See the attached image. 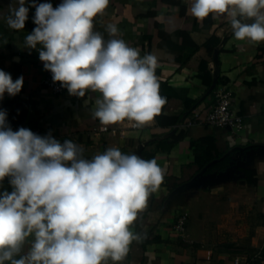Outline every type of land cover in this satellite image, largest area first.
Segmentation results:
<instances>
[{"label": "crops", "instance_id": "obj_1", "mask_svg": "<svg viewBox=\"0 0 264 264\" xmlns=\"http://www.w3.org/2000/svg\"><path fill=\"white\" fill-rule=\"evenodd\" d=\"M32 2L26 0L29 11L23 30L11 29L0 18V70L14 81L23 76L21 91L15 96L5 93L0 100L12 130L21 127L25 112V128L60 143L72 140L82 148L83 158L116 147L125 154L156 159L166 169L158 191L149 195L130 225L138 239L121 261L109 258L107 264H239V256L227 246L244 238L255 246L264 238V41L237 40L226 16L214 19L210 14L197 20L190 12L193 0H109L103 14L94 18L93 30L106 40H124L140 56L153 55L159 94L166 103L143 126L131 128L135 122L127 119L105 126L92 115L99 92L88 90L78 97L66 89L54 95L43 85L52 73L39 59L42 45L28 49L24 44L37 27ZM12 3L0 0L2 16L8 15ZM35 3L56 8L62 0ZM110 24L118 29L115 36L105 30ZM222 87L232 93V108L243 118L242 131L176 128L194 109L205 114ZM100 126L109 132L94 133ZM195 178L197 185L188 187ZM9 180L0 181V194L13 191ZM183 212L188 221L184 232L177 234L172 227ZM251 227L255 234L247 237L245 231ZM31 240L26 241L24 254Z\"/></svg>", "mask_w": 264, "mask_h": 264}, {"label": "clouds", "instance_id": "obj_2", "mask_svg": "<svg viewBox=\"0 0 264 264\" xmlns=\"http://www.w3.org/2000/svg\"><path fill=\"white\" fill-rule=\"evenodd\" d=\"M26 0H14L2 16L13 30L28 19ZM18 5V7H17ZM109 0H62L36 4L37 27L25 47L39 50L44 69L70 95L99 92L92 115L102 125L124 120L136 127L151 122L166 103L155 76L156 58L140 56L122 39H105L94 31V18ZM191 15L229 18L237 40L264 41V0H193ZM247 20H252L247 23ZM115 36L118 29L107 25ZM23 76L15 81L0 70V100L17 95ZM166 169L116 147L91 159L72 140L60 143L20 127L13 131L0 109V181L10 177V193L0 194V264H107L121 261L138 239L130 225L150 194L158 191ZM32 237L26 254L23 247ZM18 257V258H17Z\"/></svg>", "mask_w": 264, "mask_h": 264}, {"label": "built area", "instance_id": "obj_3", "mask_svg": "<svg viewBox=\"0 0 264 264\" xmlns=\"http://www.w3.org/2000/svg\"><path fill=\"white\" fill-rule=\"evenodd\" d=\"M43 85L54 95H60L66 91L67 88L62 87L60 82H53L52 76L46 77L43 80ZM215 102L209 110L202 114L197 109H194L190 114L179 124L177 129L189 130L196 126H209L215 128L229 129L231 133L237 134L243 129V118L238 115L232 108V93L226 87L219 88L215 94ZM131 128H137L135 124ZM33 133L44 136L39 130H33ZM94 133H108L107 127L100 126L93 129ZM115 134L116 131H111ZM188 221V214L181 213L174 223L172 229L177 234H182L185 230ZM6 264V262H5Z\"/></svg>", "mask_w": 264, "mask_h": 264}, {"label": "rangeland", "instance_id": "obj_4", "mask_svg": "<svg viewBox=\"0 0 264 264\" xmlns=\"http://www.w3.org/2000/svg\"><path fill=\"white\" fill-rule=\"evenodd\" d=\"M254 235V227H251V230L245 231V234L247 237H249V234ZM263 237V236H262ZM256 245L253 246L251 244L250 238H244V240L237 241L236 243H232L228 245L227 247L235 254L236 256H239L240 262L239 264H249V263H256L260 261L259 254L252 250L254 249H261L264 246V238H261L259 241H256ZM260 264H264V260H261Z\"/></svg>", "mask_w": 264, "mask_h": 264}, {"label": "trees", "instance_id": "obj_5", "mask_svg": "<svg viewBox=\"0 0 264 264\" xmlns=\"http://www.w3.org/2000/svg\"><path fill=\"white\" fill-rule=\"evenodd\" d=\"M204 83H205L206 85H209V86H210V84H211L210 80H209V81L206 80V81H204ZM180 138H181V136L177 137V138L172 142V144L176 143ZM244 172H246L247 174H249L251 178L253 177V175H252L251 172H247L246 170H245ZM251 178H250L251 183H252V184L256 183V179H253V178L251 179ZM252 250L255 251V252H257V253L259 254V257H260L261 260H264V246H263L261 249H259V250L254 249V248H252ZM261 260L258 261V262H256V263H253V262H252V263H249V264H260V263H261Z\"/></svg>", "mask_w": 264, "mask_h": 264}, {"label": "water", "instance_id": "obj_6", "mask_svg": "<svg viewBox=\"0 0 264 264\" xmlns=\"http://www.w3.org/2000/svg\"><path fill=\"white\" fill-rule=\"evenodd\" d=\"M25 120H26V113L24 112V114L22 115V118L19 121V124L21 127L25 128ZM194 185H197V178L193 179L187 186L189 187V186H194Z\"/></svg>", "mask_w": 264, "mask_h": 264}]
</instances>
